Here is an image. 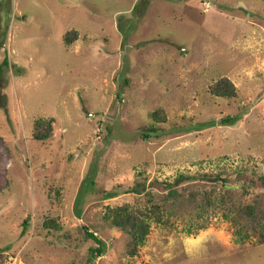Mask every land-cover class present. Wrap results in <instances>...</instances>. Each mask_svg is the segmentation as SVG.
<instances>
[{"label": "rangeland", "instance_id": "1", "mask_svg": "<svg viewBox=\"0 0 264 264\" xmlns=\"http://www.w3.org/2000/svg\"><path fill=\"white\" fill-rule=\"evenodd\" d=\"M224 76L235 98L208 93ZM159 107L167 121L141 140ZM227 115L238 118L209 125ZM38 117L54 118L50 140L32 139ZM252 170L264 174V0H0V264H86L83 227L106 242L97 264H264V246L239 241L220 206L195 234L192 204L151 223L132 258L101 217L146 205L152 179L179 173H222L243 200ZM250 189L264 208V187ZM47 216L61 229L44 228Z\"/></svg>", "mask_w": 264, "mask_h": 264}, {"label": "trees", "instance_id": "2", "mask_svg": "<svg viewBox=\"0 0 264 264\" xmlns=\"http://www.w3.org/2000/svg\"><path fill=\"white\" fill-rule=\"evenodd\" d=\"M78 37V31L68 30L63 35L65 44H72ZM210 95L225 99L235 98L237 88L226 76L218 78L207 87ZM153 123L144 126L140 131V139L143 141L157 138L161 128L155 123H165L167 121L166 112L162 107L149 113ZM238 117L236 115L222 116L212 121L209 125H224L234 123ZM54 118H35L32 125L31 137L37 141L50 140L54 135ZM142 173L140 172L139 175ZM222 173L201 175H190L185 173L177 174L172 180L152 179L149 182L148 190L145 191L146 205H134L127 202L114 206L107 205L101 214L103 221L109 223L115 229H119L127 236L124 244V254L132 258L141 246L146 242L151 230V223L162 226H170L172 217L176 215V209L184 210L185 205L192 204L196 214L195 219L189 220L186 228L187 234H195L198 230L207 227L209 210L213 207L225 208L222 215L224 219L231 220L235 225L234 233L239 241H247L254 237L258 244L264 246V208L253 199H247L251 195L250 188L264 187V174H256L252 170V177L243 178L241 189L243 200H237L235 189L236 182ZM142 176V175H141ZM145 180V179H144ZM143 180V181H144ZM194 180L210 181L212 183H222L223 191L219 192L215 186L209 190H199L192 188ZM90 185H95L94 180H90ZM145 182V181H144ZM141 180L138 179L131 191L141 193L144 188H139ZM143 187H145L143 185ZM89 190V189H88ZM86 194H83V198ZM111 197V194H104ZM229 205V206H228ZM27 223V220L23 222ZM42 226L48 230H60L61 224L55 217L47 216L42 222ZM86 238L91 239L93 244L88 248L86 264H92L97 257L104 255L108 248L106 242L98 237L95 232L84 228ZM2 255V254H1ZM0 255V256H1Z\"/></svg>", "mask_w": 264, "mask_h": 264}, {"label": "built area", "instance_id": "3", "mask_svg": "<svg viewBox=\"0 0 264 264\" xmlns=\"http://www.w3.org/2000/svg\"><path fill=\"white\" fill-rule=\"evenodd\" d=\"M97 261V260H96ZM96 261H94L92 264H97Z\"/></svg>", "mask_w": 264, "mask_h": 264}]
</instances>
